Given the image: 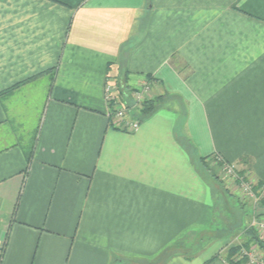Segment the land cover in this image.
<instances>
[{"label":"crops","instance_id":"1","mask_svg":"<svg viewBox=\"0 0 264 264\" xmlns=\"http://www.w3.org/2000/svg\"><path fill=\"white\" fill-rule=\"evenodd\" d=\"M35 75L0 98V264H226L195 163L264 182V0H0V92ZM107 78L149 81L137 132Z\"/></svg>","mask_w":264,"mask_h":264},{"label":"rangeland","instance_id":"2","mask_svg":"<svg viewBox=\"0 0 264 264\" xmlns=\"http://www.w3.org/2000/svg\"><path fill=\"white\" fill-rule=\"evenodd\" d=\"M169 65L171 66L170 63ZM126 87L129 90L132 89V87ZM179 110V105L176 103V101H174L172 105H168V108L165 111L178 114ZM178 116L181 125L184 123L186 117L184 114H179ZM179 137L181 138L180 135ZM184 140L185 139H182L181 141ZM206 164L208 165V169L210 170V179L215 181L216 186H218L219 193H222L224 197L220 198L221 206H219V208H216L217 210L215 211L214 216L215 223H213V226L211 227L213 230H211V233L209 235H205L200 238L198 244L199 246L204 248L208 245L210 246V250L212 249V247L221 249V251L216 255L223 257L229 247L238 245L246 239L245 235L248 230H253L255 234L259 236L258 233L251 227V223L254 216L259 217L264 213V208L261 206L262 202L259 203L256 207H253L251 202L244 200L243 196L241 195V187L233 179L234 176H230L223 170V167L232 166L237 174L244 175L239 172L238 166L229 163L218 152L206 158ZM200 169L202 170L203 168ZM203 171L205 174V170ZM245 176V182L256 183L255 180L249 177L248 174H246ZM263 183L264 182H262L261 184ZM234 212H236V217L234 215ZM219 230H225V236L220 235ZM181 245L182 243L179 244V246L176 248V252L185 254H191L197 251L199 252V250L190 249L189 246ZM241 250H248L257 258H264V251L259 249L258 246L254 244H251L248 248H243Z\"/></svg>","mask_w":264,"mask_h":264},{"label":"built area","instance_id":"3","mask_svg":"<svg viewBox=\"0 0 264 264\" xmlns=\"http://www.w3.org/2000/svg\"><path fill=\"white\" fill-rule=\"evenodd\" d=\"M126 83L119 79L107 78L103 89L104 101L107 106L106 117L115 128L135 133L140 127L139 114L142 105L151 100L152 92L149 81H142L136 88L127 89ZM223 170L233 175V179L241 187V195L244 200L256 207L264 201V183L245 182V175H239L232 166L223 167ZM251 227L264 240V213L259 217L254 216ZM246 256L249 264H264V258H257L248 250H241L238 258Z\"/></svg>","mask_w":264,"mask_h":264},{"label":"trees","instance_id":"4","mask_svg":"<svg viewBox=\"0 0 264 264\" xmlns=\"http://www.w3.org/2000/svg\"><path fill=\"white\" fill-rule=\"evenodd\" d=\"M37 76L38 75L32 76L30 78H27V79H25V80H23L21 82L16 83L15 85L9 87L8 89H5V90L1 91L0 92V98L5 97L9 93H11L13 90L18 88L20 85L25 84L26 82L34 80ZM156 103H157V100L151 99L149 101H146L142 105V108H141L140 114H139L140 122H141V118L142 117L148 116L155 109ZM182 144H183V146H186V144L184 142H182ZM195 165H196V167L199 169V171L201 173H202L203 170H205V173H207L208 176L211 178V175L209 174L210 170L208 169V165L206 164V158H199L197 160V162L195 163ZM200 168H203V169L201 170ZM261 206L264 208V201L262 202ZM234 215L236 217V212H234ZM225 232L226 231L221 232L219 234L225 236ZM245 238L246 239L242 243H240L238 245H235V246L229 247L223 257H221L219 255H216V256L212 257L209 262H211V261H213L215 259H221L226 264H249V260H248V258L246 256H241L240 258H238V255H239L241 249H243V248L246 249L251 244H254V245L258 246L259 249L264 251V240L261 239L259 236H257L253 230H248L246 232Z\"/></svg>","mask_w":264,"mask_h":264}]
</instances>
